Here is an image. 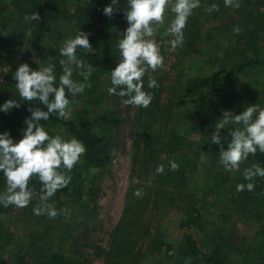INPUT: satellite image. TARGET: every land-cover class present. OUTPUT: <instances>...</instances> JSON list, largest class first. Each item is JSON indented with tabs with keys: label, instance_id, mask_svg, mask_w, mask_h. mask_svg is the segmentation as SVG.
I'll use <instances>...</instances> for the list:
<instances>
[{
	"label": "rangeland",
	"instance_id": "rangeland-1",
	"mask_svg": "<svg viewBox=\"0 0 264 264\" xmlns=\"http://www.w3.org/2000/svg\"><path fill=\"white\" fill-rule=\"evenodd\" d=\"M11 1L0 0V18L13 17ZM257 2L264 0H249L250 13L239 24L237 17L231 16L235 22L227 23L226 16L207 11L214 3L201 0V7L188 19L183 44L174 51L170 50L174 37L163 35L175 16L169 7L154 37L165 67L149 70L144 77V90L153 95L148 108L122 105L121 97L109 95L111 71L121 58L91 43L93 53L105 57L111 71L74 101L69 119L102 115L111 119L94 126L106 138L109 152L107 167L95 173L94 200L85 216L78 206H71L60 219L35 223L28 215L38 205L40 181L34 176L29 184L33 198L27 207L3 206L5 239L0 242V258L11 264L18 262L17 256L34 261L33 241L40 237L38 247L44 256L60 251L82 264H204L181 255L189 237L203 252H217L228 264H264V219L252 223L240 218L229 183L244 173L247 164L228 171L220 157L204 148L197 153L198 147L190 143L212 144L216 124L226 111L238 115L253 104L264 108V8ZM68 6L90 11L94 7L86 0H69ZM243 22L248 31L258 26L252 41L245 35L239 40L233 37L231 51H217L209 44L207 31L229 26L234 32ZM31 35L11 55L0 57V98L8 97L4 84L13 68L34 63V70H39L55 60L50 50L33 45ZM256 56L262 63L235 72L238 64ZM230 69L233 73L226 76ZM149 74L158 87L148 88ZM237 127L242 126L231 121L225 125L222 141L231 139L230 132ZM55 135L69 140L62 128L52 130ZM172 161L181 166L186 180L169 178ZM160 165L163 173L156 172ZM137 189L142 195L134 194Z\"/></svg>",
	"mask_w": 264,
	"mask_h": 264
},
{
	"label": "clouds",
	"instance_id": "clouds-1",
	"mask_svg": "<svg viewBox=\"0 0 264 264\" xmlns=\"http://www.w3.org/2000/svg\"><path fill=\"white\" fill-rule=\"evenodd\" d=\"M119 0H111V4L103 9V13L111 18L120 9L116 5ZM128 7L125 17L129 27L123 33L117 47L120 57L118 65L111 71L112 87L108 88L109 95L121 97L122 105L148 108L153 100V95L144 90V77L149 70L152 72L165 67V57L161 47L154 37L159 27L165 23L169 7L175 14L170 26L163 33L171 35V49L175 50L184 42V29L193 10L201 7V0H127ZM225 7L239 8V0H224ZM218 5L213 4L207 11H218ZM38 12L26 16V21H39ZM238 33L240 29L237 27ZM90 33L79 31L74 38H68L60 47V55L65 59L59 61L63 72L57 77L55 65L39 67L33 70L29 64L23 63L14 73L17 81L16 88L21 100L39 101L46 106L47 111L39 107H29L31 115L26 118L27 125L23 138L14 141L9 132L0 133V172L6 177V191L0 194V204L4 207H27L33 198V190L29 184L35 176L42 184L40 203L33 209L35 215H47L55 218L58 210L55 205L48 203L58 190L69 185L72 169L79 163L80 158L86 153V147L76 137L70 140L63 139L60 135L50 136L45 130L41 120L48 121L50 116L68 120L72 113V100L69 94L75 96L83 93L90 84L78 82L73 79V73L79 70V75L88 81L94 71L91 63H85L78 58L77 50L84 49L93 53L94 48L90 43ZM155 79L149 74L148 88L158 87ZM126 98V99H125ZM17 100L9 99L0 110L8 112L13 108H20ZM237 127L230 132L231 141L225 150L220 148V161L228 171L238 170L240 164L246 161L249 155H255L257 150L264 153V108L258 104L248 106L242 113L233 115L225 112L222 122L216 124L212 134L213 145H221V130L229 122ZM179 165L172 161L170 169L178 170ZM157 173L164 172V166L156 169ZM256 176L264 177V168L253 165L245 169V180L252 181ZM255 185L251 182L238 184V192L253 191ZM142 195V190L134 193Z\"/></svg>",
	"mask_w": 264,
	"mask_h": 264
},
{
	"label": "trees",
	"instance_id": "trees-1",
	"mask_svg": "<svg viewBox=\"0 0 264 264\" xmlns=\"http://www.w3.org/2000/svg\"><path fill=\"white\" fill-rule=\"evenodd\" d=\"M93 4V9L86 10L80 7L69 8V0H12L11 6L13 8V17H1L0 18V57L5 55H11L12 52L20 46L24 40L30 36L33 45L36 48H43L50 50L54 54L55 60L52 65H55V74L57 77V86L59 84V76L62 74L63 69L59 63L61 59H65L60 55V47L63 42L68 38H74L79 31L90 33V43L101 45L104 48H108L114 54L118 55L116 58H121L117 44L123 37V33L129 27V24L125 17V11L128 7L127 0H119L116 5L119 7V11L109 18L103 13V9L111 4V0H86ZM214 4H222L219 10L216 11L217 16H226L229 20L235 22V19L231 16L237 17L238 21L244 20L249 15V0H239L240 7H225L224 0H208ZM243 2V3H242ZM262 8L264 3L257 2ZM232 10V11H231ZM38 12L40 15L39 21H26L25 17L30 16L32 13ZM240 31L232 32L229 26L218 28L215 30L207 31L206 37L209 44L213 49L219 51H231L232 39L236 37L239 40L243 35L252 41L251 37H256L258 33V26L254 30H247L246 24H244ZM231 23V22H230ZM240 24V23H239ZM230 25V24H229ZM248 31V32H247ZM245 32H247L245 34ZM78 58L85 61V63H91L94 66L92 76L88 81H84L83 77L79 75V70L74 71L73 79L78 82H84L90 84V87H86L83 93L72 96L69 94V99L72 100V108L74 101L81 95L90 91L102 78L107 76L111 69L108 60L105 57L87 53L84 49L77 50ZM262 63V60L258 56L253 59L247 60L244 64H238L234 69L239 73L244 67L258 66ZM31 69L34 68V63L29 65ZM14 70V71H13ZM17 68H13L7 75L8 81L4 86L9 90L8 97L0 98V104L5 103L9 99L17 100L20 104V108H13L8 112L0 113V133L9 132L14 141L18 142L23 138L24 130L27 125L25 124L26 118L31 113L28 111L29 107H39L44 111H47L46 106L39 101H24L21 100L19 92L16 88L17 81L14 79V73ZM232 69L227 72V75L232 74ZM4 80H2L3 82ZM1 83V82H0ZM181 104V103H180ZM180 104H176L177 108ZM101 122L108 124L111 119L105 115H102L94 119L77 118L63 120L57 116H50L48 121H44L41 124L44 125L45 130L52 136V130L62 128L65 135L69 138L76 137L84 143L86 147V153L80 158L79 163L72 169L69 175L72 176V180L69 185L61 190H58L56 194L51 197L48 203L55 205L58 210V215L55 218H49L47 215H35L32 211L30 215L31 220L38 223L42 220H57L60 219L64 212L71 206H78V211L82 215H86V210L91 206L93 202L94 180L95 173L104 170L109 162L108 143L104 136L97 134L94 131L95 123ZM196 140L199 141L198 135H195ZM231 139L223 140L221 145H213L206 142H194L198 147L197 153L204 148L215 158L220 157V148L227 149ZM247 164V169L252 168L253 165H259L264 168V153L257 150L255 155H249L248 159L244 161ZM170 167V166H169ZM175 173V174H174ZM170 179L175 181L186 180L185 175L181 170V166L178 170L171 172ZM253 183L255 188L253 191L238 192L236 190L238 184ZM230 187L232 190V200L235 205L236 211L242 220L252 223H261L264 219V177L256 176L252 181L245 180L244 173L240 174L236 179L230 181ZM6 177L0 172V190L6 191ZM41 182L37 185L36 203H40L41 195ZM34 201V200H33ZM6 210H3V205L0 204V242L5 239L4 223L1 220L2 214ZM40 237L34 238L33 247L37 256L34 261L27 262L22 257L17 256L18 262L16 264H82L79 261L72 260L64 255L60 251H54L48 256H44L43 252L39 249L38 243ZM8 241V240H7ZM181 255L185 258L200 259L204 264H228L224 257L219 253L206 254L202 251L199 244L194 243L191 238L186 237L184 239ZM0 264H11L9 261L0 258Z\"/></svg>",
	"mask_w": 264,
	"mask_h": 264
}]
</instances>
